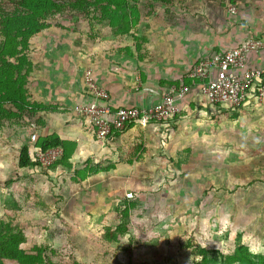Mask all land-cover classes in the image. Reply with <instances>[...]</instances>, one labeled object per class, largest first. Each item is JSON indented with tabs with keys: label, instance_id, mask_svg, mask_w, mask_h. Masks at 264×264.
Here are the masks:
<instances>
[{
	"label": "rangeland",
	"instance_id": "374dc122",
	"mask_svg": "<svg viewBox=\"0 0 264 264\" xmlns=\"http://www.w3.org/2000/svg\"><path fill=\"white\" fill-rule=\"evenodd\" d=\"M98 1L107 2L0 0V24L29 12L30 6L44 25L73 34L107 33L105 23H89L84 15ZM173 1L183 9L190 0H161L164 18L172 16ZM139 8L141 17L155 12L154 4L141 2ZM7 34H0V56L9 47ZM32 38L18 58L35 67L43 60ZM3 77L0 99L13 90L9 76ZM5 102L0 103V235L14 236L19 257L0 255V264H193L200 259L195 246L231 254L236 241L264 255V153L251 160L236 153L240 141L233 134L232 116L217 114L218 109L190 118L180 115L175 119L183 120L171 136L162 126L166 122L160 123L150 140L140 135V163L127 169L111 158L117 167L108 168L107 175L79 182L76 172L82 167H75L76 160L69 171L57 164L59 159L45 168H18L20 147L36 136L38 110L13 122L2 117L16 112ZM259 144L256 148H263ZM29 150L33 158L37 149ZM106 160L96 157L97 163ZM120 227L124 231L118 234Z\"/></svg>",
	"mask_w": 264,
	"mask_h": 264
},
{
	"label": "crops",
	"instance_id": "0c3cea01",
	"mask_svg": "<svg viewBox=\"0 0 264 264\" xmlns=\"http://www.w3.org/2000/svg\"><path fill=\"white\" fill-rule=\"evenodd\" d=\"M230 1L236 8L235 15L227 13L222 0H190L183 9L174 7L177 3L173 1L169 11L173 14L168 18L161 13L165 6L154 3L155 12L140 16L136 26L122 36L109 29L100 34H73L53 25L36 34L31 43L43 61L33 66L27 91L38 110L35 118L39 117V127L31 123L36 136L24 143L28 152L38 139L56 136L74 144L72 166L76 160L79 163L75 167L83 168L89 161L92 167L105 170L97 175H107L108 168L117 167L112 159H120L118 164L123 162L127 169L140 163L139 147L144 143L140 135L150 140V133L161 124L132 123L108 140L99 141L86 121L72 110L74 105L91 100L86 93L85 70L108 94V104L114 110L157 103L168 88L188 81L198 61L237 47L246 39L262 40L263 48L246 58L248 67H260L264 65V0ZM188 87L186 97L178 103V113L162 125L171 130L168 135L183 120L176 117L185 114L184 118H190L199 111L215 114L218 109L217 114L233 117V134L240 141L236 153L250 160L264 153V146L256 148L264 143V100L259 104L248 100L239 110L226 112L205 102L196 82L189 81ZM98 156L105 157L106 164L97 163Z\"/></svg>",
	"mask_w": 264,
	"mask_h": 264
},
{
	"label": "built area",
	"instance_id": "2783aa9c",
	"mask_svg": "<svg viewBox=\"0 0 264 264\" xmlns=\"http://www.w3.org/2000/svg\"><path fill=\"white\" fill-rule=\"evenodd\" d=\"M222 1L227 13L235 15L236 8L230 0ZM262 48V40L246 39L237 47L201 59L192 67L187 78L197 81L199 95L205 102L226 112L239 110L248 100L259 104L264 100V65L248 67L246 58ZM84 83L91 100L74 105L72 110L86 121L102 142L132 123L167 122L178 113V103L186 97L189 89L185 85L171 86L160 94L155 104L112 110L108 94L95 83L89 70L84 72ZM60 155L59 148L37 149L33 158L45 168Z\"/></svg>",
	"mask_w": 264,
	"mask_h": 264
},
{
	"label": "trees",
	"instance_id": "16d2710c",
	"mask_svg": "<svg viewBox=\"0 0 264 264\" xmlns=\"http://www.w3.org/2000/svg\"><path fill=\"white\" fill-rule=\"evenodd\" d=\"M20 1H22V3H26L28 0ZM141 2L144 4L146 3L148 6H152L154 3L161 2V0H107L106 4H101V2L98 1L94 2L91 5L92 10L85 13L84 15L85 18L89 20V23L91 21H97L99 24L105 23L102 24L105 28L109 29L116 35L122 36L129 33V31L133 29L138 23L141 11L139 4ZM28 9L29 12H24L11 19L6 18L1 21L0 24L4 26V29L1 32L8 33L6 36H4L9 46L8 50L0 56V88L4 85L6 86L7 79L4 82L3 75L9 76L8 80L13 86L11 94L6 92L5 99H0V103L6 101L16 109L15 114L7 112L6 115H2L3 118H7V120L12 119L13 122H15V120L21 119L22 117L23 120H25L26 117L23 116L25 113L32 114L36 110L35 104L29 103L27 100L29 99L27 84L29 83V77L33 71V66L32 64L25 62L23 58H18V54H20V48H27V43L32 37L46 30L50 26V24L44 25L43 22L37 18L39 13L33 11L32 7L28 6ZM92 14L94 16H92ZM90 18L92 19L90 20ZM1 32L0 34H2ZM18 37H20V40L16 41ZM3 56H6V58L8 57L7 59L14 58L15 62L17 61V63H14L13 61L8 62ZM22 67L25 68L23 69ZM189 81H194L197 83V81L194 79H188V81L181 82V84L176 83L174 86H188ZM29 117L31 116L29 115ZM35 148L41 151H45L50 148L61 149V155L58 158L59 160H57V164L66 171L71 169L72 166L70 159L74 150L73 143L60 140L56 136H49L47 138L38 139L35 143ZM17 166L18 168H42L41 165L30 156L26 144H23L18 151ZM102 171L105 170L97 166L92 167L90 162L86 161L84 168L76 172L78 173V178L76 181L80 182L85 176L95 175ZM119 229L121 231L118 230V234L124 231L122 227ZM13 245L14 236L3 235L1 237L0 235L1 257H7L10 259L19 257L15 256V253L18 254V251L16 250L17 246ZM195 248V252L200 259L195 260L193 264H264V255L251 252L249 249L244 247L243 244L237 241L231 254H223L218 250H208L198 246H195ZM195 248L193 247V249ZM25 259L32 260L27 257Z\"/></svg>",
	"mask_w": 264,
	"mask_h": 264
}]
</instances>
